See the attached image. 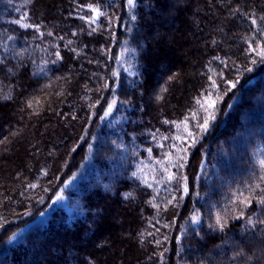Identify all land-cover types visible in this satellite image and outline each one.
I'll list each match as a JSON object with an SVG mask.
<instances>
[{"label": "trees", "instance_id": "1", "mask_svg": "<svg viewBox=\"0 0 264 264\" xmlns=\"http://www.w3.org/2000/svg\"><path fill=\"white\" fill-rule=\"evenodd\" d=\"M262 16L264 0H0V264H263L243 219L203 222L206 173L263 99Z\"/></svg>", "mask_w": 264, "mask_h": 264}, {"label": "rangeland", "instance_id": "2", "mask_svg": "<svg viewBox=\"0 0 264 264\" xmlns=\"http://www.w3.org/2000/svg\"><path fill=\"white\" fill-rule=\"evenodd\" d=\"M252 111H255V114L246 119L247 121L252 120V122H248L249 127L240 131L234 141L226 143L218 153L211 169L206 173L209 191L207 198L205 195L206 210L203 222L208 226L220 228L217 224V217H220L221 222L225 225L228 222L243 219V224L245 223L247 227L249 225L247 220L251 217L256 223L248 229L261 232V236H264V225L259 223V220H264V205L258 203V200L264 197V180H261V177H264V165L261 164V161H264V142H262L264 139V95L263 99L258 100ZM252 131L256 134L254 137L251 136ZM239 158L246 164V169L252 172L251 177L244 183L232 179L234 173L232 163L238 162ZM57 197L62 198L57 199ZM64 199L62 192L59 191L53 202L47 206L46 211L63 205ZM249 199L251 203L245 207L242 201ZM262 259L264 264L263 256Z\"/></svg>", "mask_w": 264, "mask_h": 264}, {"label": "snow or ice", "instance_id": "3", "mask_svg": "<svg viewBox=\"0 0 264 264\" xmlns=\"http://www.w3.org/2000/svg\"><path fill=\"white\" fill-rule=\"evenodd\" d=\"M87 7L89 8V10L93 13L92 17L90 18V22H95L96 19L103 15V13L100 11V9L98 7H94L93 5L89 4L87 5ZM127 7L131 13V10L134 9L136 7V0H127ZM132 20L136 19L135 15L131 16ZM21 19H24V17H21ZM81 19H83V17H81ZM261 20H264V16L260 17ZM17 23H19V21H16ZM252 25L254 26H258L257 25V20L256 19H252L251 20ZM26 27H30L31 25H25ZM94 31V29H93ZM261 36H264V31H261L260 33ZM69 43H71V41H69ZM251 45H250V49H251ZM255 51L256 54L261 58V60H264V45L262 44H255ZM58 58H59V54H57ZM117 59H119V57H117ZM0 63H3V61H0ZM255 63V62H254ZM171 79V78H170ZM215 86V84H214ZM229 86L230 88L235 87V83L233 82H229ZM105 87H107V85H105ZM5 99H8L10 97H4ZM197 103H201L200 101H197ZM207 107L205 108V110L207 111V109L211 108V109H215L216 106V101L209 99L207 102ZM115 101H112L108 104V107L105 111V116L109 115V113L112 111L113 107H114ZM29 106H31V104H29ZM202 107H204V105H201ZM195 115V114H194ZM214 119V116L209 114L205 119L203 124L199 125V127L201 128L202 131H207L209 128V123L210 121ZM189 135H191V133H189ZM261 164L264 165V161H261ZM182 166V165H181ZM169 179H171V176H169ZM261 180H264V177H261ZM257 187H259V185H257ZM185 191H187V187H185ZM62 197H57V199H61ZM245 205V207L249 206V204L251 203V200H245L242 201ZM258 203L261 205H264V197H261L258 200ZM241 216H243V213H241ZM193 223H198V218L197 217H193L192 218ZM247 223L249 225H254L256 222L252 220L251 217L248 218ZM259 223L261 225H264V220H259ZM217 224L219 225V227L221 228V230L223 229V227L225 226L224 223L221 222V218L217 217ZM241 253H237L236 255H240ZM249 259H252V257H249Z\"/></svg>", "mask_w": 264, "mask_h": 264}]
</instances>
